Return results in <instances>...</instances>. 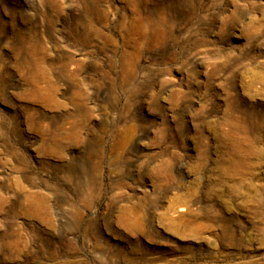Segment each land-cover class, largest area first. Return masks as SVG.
<instances>
[{
  "label": "rangeland",
  "instance_id": "rangeland-1",
  "mask_svg": "<svg viewBox=\"0 0 264 264\" xmlns=\"http://www.w3.org/2000/svg\"><path fill=\"white\" fill-rule=\"evenodd\" d=\"M0 264H264V0H0Z\"/></svg>",
  "mask_w": 264,
  "mask_h": 264
}]
</instances>
